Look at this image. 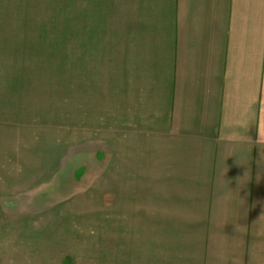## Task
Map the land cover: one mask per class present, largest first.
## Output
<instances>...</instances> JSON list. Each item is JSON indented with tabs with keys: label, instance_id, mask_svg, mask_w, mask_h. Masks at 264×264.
Instances as JSON below:
<instances>
[{
	"label": "crops",
	"instance_id": "crops-1",
	"mask_svg": "<svg viewBox=\"0 0 264 264\" xmlns=\"http://www.w3.org/2000/svg\"><path fill=\"white\" fill-rule=\"evenodd\" d=\"M108 5L125 20L103 37L124 68L119 193L133 218L102 264H264V0Z\"/></svg>",
	"mask_w": 264,
	"mask_h": 264
},
{
	"label": "rangeland",
	"instance_id": "rangeland-1",
	"mask_svg": "<svg viewBox=\"0 0 264 264\" xmlns=\"http://www.w3.org/2000/svg\"><path fill=\"white\" fill-rule=\"evenodd\" d=\"M110 13L108 0H0V264H102L133 218L124 68L103 37L125 20Z\"/></svg>",
	"mask_w": 264,
	"mask_h": 264
}]
</instances>
